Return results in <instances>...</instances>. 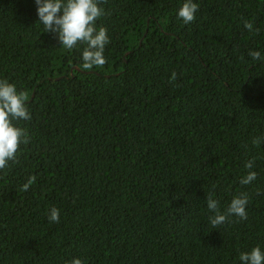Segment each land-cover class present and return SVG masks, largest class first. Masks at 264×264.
Returning a JSON list of instances; mask_svg holds the SVG:
<instances>
[{
  "label": "trees",
  "instance_id": "1",
  "mask_svg": "<svg viewBox=\"0 0 264 264\" xmlns=\"http://www.w3.org/2000/svg\"><path fill=\"white\" fill-rule=\"evenodd\" d=\"M193 2L185 24L183 0H102L107 62L85 69L84 45L60 46L34 0H0V80L31 114L14 122L29 143L0 170V264H240L264 251V143H252L264 59L248 55L264 57V0ZM241 192L248 218L212 228L205 198L223 209Z\"/></svg>",
  "mask_w": 264,
  "mask_h": 264
},
{
  "label": "clouds",
  "instance_id": "2",
  "mask_svg": "<svg viewBox=\"0 0 264 264\" xmlns=\"http://www.w3.org/2000/svg\"><path fill=\"white\" fill-rule=\"evenodd\" d=\"M38 23L42 24L45 32L52 33L59 45L65 49H74L78 44L84 45L81 55L82 67L85 69L93 66H103L107 61L104 57L105 46L110 42L107 29L97 27V20L104 15V10L99 7L102 0H34ZM198 4L193 0H183L178 9L177 16L188 24L195 20ZM243 20V18H242ZM243 26L248 31H254L253 24L243 20ZM255 31H259L255 29ZM248 55L253 61L264 59L259 51L251 50ZM176 79V73L171 74L170 80ZM26 93L18 91L16 86L8 80H0V170L15 161L17 152L22 144H27L30 137L25 128L19 127L15 121H29L31 114L26 103ZM253 145L264 143V137H256ZM244 167L253 168V161H248ZM256 172L249 171L239 183L247 185L256 179ZM36 181L35 176H30L27 183L22 185L21 191H27ZM207 209L210 213L209 224L216 228L233 216L246 220L248 214L246 207L248 196L239 193L232 197L227 206L221 209L218 200L211 195L205 198ZM60 212L55 207H50L47 214L49 222L58 223ZM240 264H264V251L257 245L250 251L240 252ZM68 264H83L79 258H73Z\"/></svg>",
  "mask_w": 264,
  "mask_h": 264
}]
</instances>
